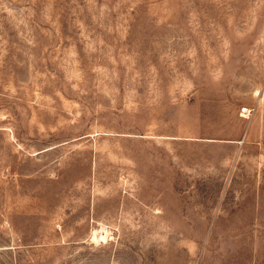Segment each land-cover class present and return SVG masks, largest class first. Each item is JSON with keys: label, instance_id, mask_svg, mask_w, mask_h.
Masks as SVG:
<instances>
[{"label": "rangeland", "instance_id": "374dc122", "mask_svg": "<svg viewBox=\"0 0 264 264\" xmlns=\"http://www.w3.org/2000/svg\"><path fill=\"white\" fill-rule=\"evenodd\" d=\"M0 264H264V0H0Z\"/></svg>", "mask_w": 264, "mask_h": 264}]
</instances>
